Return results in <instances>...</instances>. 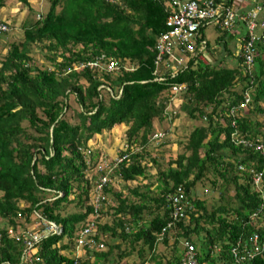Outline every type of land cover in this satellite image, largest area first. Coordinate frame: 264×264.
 I'll return each mask as SVG.
<instances>
[{
    "label": "trees",
    "instance_id": "16d2710c",
    "mask_svg": "<svg viewBox=\"0 0 264 264\" xmlns=\"http://www.w3.org/2000/svg\"><path fill=\"white\" fill-rule=\"evenodd\" d=\"M9 1L0 0V12ZM43 1L16 0L10 21L0 16V264H119L132 255L136 264H180L183 241L193 245L195 264H264V186L251 177L264 178V48L256 44L252 68L242 70L234 46L244 21L212 24L221 31L214 60L198 59L195 47L173 73L169 53L157 61L154 49L166 30V0H48L42 8ZM222 2L241 15L253 5ZM108 63L116 69L103 71ZM179 83L174 109L168 90ZM68 94L78 109L69 116ZM178 110L193 124L169 143L171 129L156 123ZM119 123L127 126L120 160L94 169L106 178L97 182L86 173L96 161L87 141ZM151 143L178 148L176 157L160 161ZM197 183L209 194L198 196ZM92 193L96 206L88 204ZM173 196L181 213L174 218ZM92 213L94 230L75 254L74 225ZM43 220L61 225V234ZM33 223L40 236L26 257L20 230Z\"/></svg>",
    "mask_w": 264,
    "mask_h": 264
},
{
    "label": "built area",
    "instance_id": "2783aa9c",
    "mask_svg": "<svg viewBox=\"0 0 264 264\" xmlns=\"http://www.w3.org/2000/svg\"><path fill=\"white\" fill-rule=\"evenodd\" d=\"M223 1V0H222ZM221 0L214 2V0H166L165 7L167 14L165 16L164 25L166 30L162 32L155 43L154 49L156 51V60H161L164 53H169V67L173 73L180 69L189 55H194L197 47L198 54L196 57L203 60V46L205 42L199 40L198 27L205 24L211 23L218 26L220 29H228L234 19L243 20L245 26V35L238 37V42L234 46V53L236 56L241 58L240 66L242 70H248L252 68V58L257 53L256 44H259L264 48V7L262 0H234L239 5H248L251 2L253 5L250 9L241 15V11L237 7H231L228 4H224ZM240 9V8H239ZM6 25L0 23V30H4ZM180 53V54H178ZM185 54V56L182 55ZM91 65L95 63L90 62ZM97 67H102L97 64ZM116 69V66L112 63H108L103 70L109 71ZM102 70V69H101ZM157 80L163 79V77H155ZM154 78V79H155ZM182 89V85H173L171 90L173 94L179 92ZM162 133L158 132L153 136H161ZM264 155V150H261ZM116 161L120 158L116 157ZM254 182L261 187L264 186V178L261 174H253L251 176ZM100 182L105 180V177ZM259 186V187H260ZM99 187V186H98ZM171 214L172 217L181 216L179 211L180 205L177 203L175 196L172 197L171 201ZM52 225H48L45 228L47 230H54ZM170 223L166 224L169 227ZM165 227L162 228L164 230ZM85 229L84 231H88ZM35 239V236H33ZM81 242V238L78 239ZM29 244V243H28ZM183 250L180 258V264H195V252L194 247L187 241L182 242ZM233 255L234 251L231 250ZM71 264H77L73 262Z\"/></svg>",
    "mask_w": 264,
    "mask_h": 264
},
{
    "label": "rangeland",
    "instance_id": "374dc122",
    "mask_svg": "<svg viewBox=\"0 0 264 264\" xmlns=\"http://www.w3.org/2000/svg\"><path fill=\"white\" fill-rule=\"evenodd\" d=\"M11 1V2H10ZM10 5H8L5 9H3L0 12V16H4L6 15L8 17L7 21H10V10L15 8V3L16 0H10ZM48 5V0H44L43 4H42V8H46V6ZM22 12H24V10H22L18 16L16 21L18 22ZM12 16V14H11ZM15 21V22H16ZM221 34V31L217 28H215L212 24H207L205 27H203L201 29L200 35L202 36V39L207 43V48L203 50L204 56L205 58L207 57L208 59H210L211 61L214 60V56L211 52V49L216 47V51L220 50V45L219 43L216 41V37H218ZM17 37V36H15ZM30 54H32L34 57V62H36L37 64L39 63L37 60H42L40 57V53H38V49L36 46L31 45L30 46ZM37 59V60H36ZM225 61L227 62V64H231L233 65L235 63V59L232 55L226 56L225 57ZM173 101H169L170 106H172L174 109L179 106L180 100L176 102L175 97L172 98ZM67 101L68 104L70 105V107L66 110L67 115L69 116L70 114L73 113V110L76 111L77 109V105L73 100V96L72 94H68L67 96ZM73 115V114H72ZM76 119H70V121H75ZM260 120V117H259ZM263 119H261L262 121ZM157 122V121H156ZM193 122L191 121V119L189 120V118L185 117L184 114H182L179 110L177 112V115L172 119L168 120L167 119H163L161 122H157L156 123V130L161 129V128H167L169 126V128L171 129V132L168 135L167 140L169 141V143H172L173 141H177L180 140L184 137H186L188 131H190L191 126H192ZM127 126L124 123H120V124H115L113 125L109 130H102L101 133L99 134H94L88 141H87V148L88 150L85 151L87 157H91L93 155L94 157H96V161L94 163V166L92 168H89V170L86 171L87 176H91L93 174H96V176H99V174L97 172H95L94 169H102L105 168L106 166H109L112 161H114L116 159V154L117 152L121 149H124V145H125V130H126ZM153 128V126H152ZM150 147H152L150 149V153L154 156H158L160 161L165 162L168 158H172L174 159L176 157V153L178 152V148L176 150L170 149V150H165L164 146H157L154 145L153 143L150 144ZM149 172L151 174H154V170L152 169V167H149ZM103 178H100V181ZM106 179V178H105ZM146 179L143 180H137V181H131L130 183H128L130 185V187L136 185V184H143L145 183ZM207 182V181H205ZM127 184V185H128ZM206 185L204 187L207 186V183H205ZM120 180L119 178H115L112 180L111 183V187L112 189H118L120 187ZM98 186V185H97ZM209 186V183H208ZM203 185L201 183H197L196 184V189L198 190L197 195L198 196H202V192L205 194H209V192H207L208 188H204ZM229 194L232 193V190H230L228 192ZM209 196V195H208ZM72 196H69V198H71ZM97 195L95 194H90V200L88 202V204H92L93 206H96V200L97 199ZM72 205H70L71 207ZM68 211H70V209H67ZM89 217L91 218V216H87L85 219H89ZM109 215L107 216H102V218L99 219V221H103V219H108L109 220ZM35 228V226L33 225H28L27 229L28 230H33ZM77 232V230H75ZM193 238V235L192 237ZM171 241V240H170ZM117 242V240L115 241ZM114 242V243H115ZM163 247L160 246L159 249L162 250L165 255L168 256V251H166L165 249H162ZM30 251V248L28 249V252ZM114 256V254H113ZM134 255H132V257H125L122 258V260H120L119 264H136L138 259L134 258L135 260H133ZM91 260V259H90ZM115 259H113L114 261Z\"/></svg>",
    "mask_w": 264,
    "mask_h": 264
},
{
    "label": "clouds",
    "instance_id": "9594fccd",
    "mask_svg": "<svg viewBox=\"0 0 264 264\" xmlns=\"http://www.w3.org/2000/svg\"><path fill=\"white\" fill-rule=\"evenodd\" d=\"M1 20V19H0ZM6 25V24H5ZM203 58H204V56H203ZM103 71H106V70H103ZM110 71V70H109ZM153 80H155V81H159V80H157L156 78L155 79H153ZM180 85H182V88H183V84H181V83H179ZM176 85H178V84H176ZM99 87H104V88H106L107 90H109L107 87H105V86H103V85H100ZM168 96H170V97H168V104H169V101H173L172 100V98L173 97H175V100H176V94L178 93H175V94H173V92H172V90H171V87H170V89L168 90ZM117 93H119V92H117ZM115 97H117V95H115ZM176 102H177V100H176ZM178 107V106H177ZM120 124V123H119ZM115 125V124H114ZM153 134H155V133H152V136H153ZM102 177H104V176H102V175H99V176H97V182H99V180H100V178H102ZM98 186L100 187V185H99V183H98ZM98 187V188H99ZM88 216V215H87ZM86 216V217H87ZM89 216H91V218L89 217V219H84V221H83V223H80L79 222V224H75L74 225V229L72 230V238H73V240H74V248H73V253H77V250H76V247L78 246V245H80V244H84V239L85 238H87V237H89V234H90V232H92L93 230H94V228H93V225H92V222L96 219L95 218V214L94 213H92V214H90ZM85 217V218H86ZM94 219V220H93ZM43 222H44V224H50V225H52L51 227L54 229V230H47L46 228H45V230L46 231H50V233H58V234H61V231H62V227H61V225H58V224H55L54 222H50V221H45V220H43ZM30 225H33V226H35V228L33 229V230H28L27 229V226L28 225H26V229H23V230H20V232H21V238L22 239H24L23 237L26 235V239H24L25 241H23L24 243H25V245H26V247L24 248V250H23V253L24 254H26V257H27V255H28V249L31 247V245L33 244V240H36V239H38L39 238V236H40V233H38L37 231H36V229H37V224L36 223H33V224H30ZM46 227V226H45ZM89 229L88 231H84L85 229ZM75 230H77V232L75 231ZM9 231V230H8ZM33 236H35V239H33ZM81 238V242H78V239H80ZM32 239V240H31ZM29 243V244H28ZM22 261V260H21ZM73 262H75V261H73ZM72 262V263H73ZM77 263V262H76ZM20 264V263H19ZM78 264V263H77Z\"/></svg>",
    "mask_w": 264,
    "mask_h": 264
}]
</instances>
